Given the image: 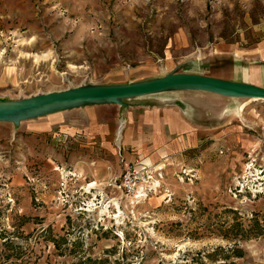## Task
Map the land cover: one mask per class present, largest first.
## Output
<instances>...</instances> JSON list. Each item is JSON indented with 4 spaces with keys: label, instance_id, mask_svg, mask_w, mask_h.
Masks as SVG:
<instances>
[{
    "label": "rangeland",
    "instance_id": "obj_1",
    "mask_svg": "<svg viewBox=\"0 0 264 264\" xmlns=\"http://www.w3.org/2000/svg\"><path fill=\"white\" fill-rule=\"evenodd\" d=\"M7 4L0 0V105L205 75L203 56L217 44L264 38V0H19L1 11ZM177 34L188 37L190 57L174 53ZM159 94L196 122L232 131L162 158L151 167L159 188L141 200L112 186L123 171L113 154L74 172L36 161L40 148L28 150L18 128L47 108L0 119V264H264V100Z\"/></svg>",
    "mask_w": 264,
    "mask_h": 264
},
{
    "label": "crops",
    "instance_id": "obj_2",
    "mask_svg": "<svg viewBox=\"0 0 264 264\" xmlns=\"http://www.w3.org/2000/svg\"><path fill=\"white\" fill-rule=\"evenodd\" d=\"M17 2L19 0H8L1 11H15ZM177 40L181 46H174V53L179 57H190L188 37L177 34ZM211 50L202 59L207 73L197 75L264 89V38L252 46L221 43ZM158 95L123 100L122 104H88L50 112L21 123L18 128L21 141L33 153L40 148L39 153L33 154L38 155L36 161L44 165L50 162L58 169L74 172L78 169L77 163L101 154L117 156L121 166L138 159L152 167L162 158L176 160L207 140H217L232 131L231 128L222 131L223 127L216 123H198L190 109L182 108L178 101L158 98ZM119 126L121 136L116 140ZM47 137L50 144H44ZM39 143L43 144L40 146ZM94 159L98 164L104 162L100 158ZM95 187H98L95 182L85 185L89 191Z\"/></svg>",
    "mask_w": 264,
    "mask_h": 264
},
{
    "label": "water",
    "instance_id": "obj_3",
    "mask_svg": "<svg viewBox=\"0 0 264 264\" xmlns=\"http://www.w3.org/2000/svg\"><path fill=\"white\" fill-rule=\"evenodd\" d=\"M178 89H193L224 96L264 99V89L260 87L238 82L211 79L201 75L176 73L132 84L89 87L34 95L32 97L0 105V119L16 114L25 116L22 114L24 111L37 107L48 108L41 114L27 117H37L50 112L68 109L57 106L59 104H78V106L98 103L122 104L123 100Z\"/></svg>",
    "mask_w": 264,
    "mask_h": 264
},
{
    "label": "built area",
    "instance_id": "obj_4",
    "mask_svg": "<svg viewBox=\"0 0 264 264\" xmlns=\"http://www.w3.org/2000/svg\"><path fill=\"white\" fill-rule=\"evenodd\" d=\"M118 132L120 137V126L116 131V140L118 139ZM122 167L120 183L118 185L114 183L115 185L112 186L120 190L125 196H132L135 200H141L158 190V180H156L157 185L152 182L154 174H152L151 166L137 159L133 163L123 164Z\"/></svg>",
    "mask_w": 264,
    "mask_h": 264
},
{
    "label": "bare ground",
    "instance_id": "obj_5",
    "mask_svg": "<svg viewBox=\"0 0 264 264\" xmlns=\"http://www.w3.org/2000/svg\"><path fill=\"white\" fill-rule=\"evenodd\" d=\"M250 100H259L258 98H251ZM261 100H264V99H261ZM68 105H75V104H59V105H57V106H68ZM241 105V104H240ZM239 105V106H240ZM244 107V104L243 105H241L239 108H238V111H242V108ZM42 107H37V108H34V109H30V110H28V111H24V112H32V111H40V109H41ZM44 108H48V107H44ZM42 110V109H41ZM237 111V110H236ZM24 112L22 113V114H24ZM35 112V113H36ZM32 113H34V112H32ZM121 122V121H120ZM118 139L117 140H119V132H118ZM121 136V135H120ZM118 145V144H117ZM89 186H90V184H89ZM89 188H92V187H89ZM88 190V189H87ZM116 209H117V207H116Z\"/></svg>",
    "mask_w": 264,
    "mask_h": 264
}]
</instances>
